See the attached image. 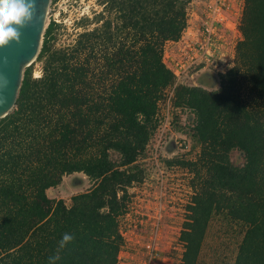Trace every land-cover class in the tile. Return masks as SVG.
I'll return each instance as SVG.
<instances>
[{"label":"trees","instance_id":"1","mask_svg":"<svg viewBox=\"0 0 264 264\" xmlns=\"http://www.w3.org/2000/svg\"><path fill=\"white\" fill-rule=\"evenodd\" d=\"M102 22L69 49L45 31L41 78L24 80L13 111L0 120V264H118L129 189L157 131L160 102L176 84L164 61L168 42L188 27V0H101ZM234 65L220 89L178 84L176 106L194 115V194L181 232L182 264H197L219 213L248 228L235 264H264V0H245ZM244 164L236 165L233 151ZM117 153L119 159L112 157ZM178 160V158H176ZM174 165V160L168 161ZM84 173L92 187L64 200L47 191ZM64 233L74 239L64 248Z\"/></svg>","mask_w":264,"mask_h":264},{"label":"rangeland","instance_id":"2","mask_svg":"<svg viewBox=\"0 0 264 264\" xmlns=\"http://www.w3.org/2000/svg\"><path fill=\"white\" fill-rule=\"evenodd\" d=\"M188 1L191 38L195 39L190 41L186 37L188 42L181 49L171 44L165 47V63L173 66L175 72V64L182 62L184 71L179 70L176 84L165 92L160 102L157 131L138 162L145 171V178L129 189L128 208L120 219L125 241L121 253L126 264H182L184 245L180 238L194 194V175L188 167L175 161L197 160L200 146L191 136L194 115L188 108L176 106L175 88L183 83L209 91L220 89V74L234 65L236 45L242 37L239 27L245 0ZM103 8L101 0H52L47 26L51 22L59 24L52 47L69 49L81 33L100 26L102 22L97 15ZM207 30L216 34L215 44L209 52H203L196 44L207 39ZM185 47L187 55L197 61L191 67L190 60L185 59L187 55H183L185 51H181ZM30 68L34 79L42 77L43 61L36 60ZM112 157L119 159L117 153H112ZM231 159L240 166L245 162L243 153L237 150L231 153ZM171 160H174L172 166L168 165ZM92 185L84 173H75L65 176L62 183L49 189L47 194L70 206L73 196L88 191ZM247 228L242 222L231 220L226 213L214 215L197 264H235Z\"/></svg>","mask_w":264,"mask_h":264},{"label":"water","instance_id":"3","mask_svg":"<svg viewBox=\"0 0 264 264\" xmlns=\"http://www.w3.org/2000/svg\"><path fill=\"white\" fill-rule=\"evenodd\" d=\"M51 4L52 0H37L35 15L21 29L19 42L0 48V120L15 108L25 70L40 54Z\"/></svg>","mask_w":264,"mask_h":264},{"label":"clouds","instance_id":"4","mask_svg":"<svg viewBox=\"0 0 264 264\" xmlns=\"http://www.w3.org/2000/svg\"><path fill=\"white\" fill-rule=\"evenodd\" d=\"M37 0H0V48L11 42H19L22 31L31 23ZM6 83V81H4ZM74 239L71 233H64L59 241V247L64 248ZM59 254L49 257V264H56Z\"/></svg>","mask_w":264,"mask_h":264},{"label":"built area","instance_id":"5","mask_svg":"<svg viewBox=\"0 0 264 264\" xmlns=\"http://www.w3.org/2000/svg\"><path fill=\"white\" fill-rule=\"evenodd\" d=\"M207 32H208V36L206 37L207 39H205V41H204L205 43L204 42H200V43L196 44L199 47V49H201L203 52L204 51H208L209 52L210 47L215 44L216 34L212 33L210 30H207ZM216 48L217 47H215L213 49L215 50ZM194 59H196V58H194V57L189 55V60H190V63H191V65L189 64V67H191V66H193V65H195L197 63V61L196 60L194 61ZM217 61L219 63V60H217ZM174 68H175V74H176V76H178V73L181 70H182V72L184 71L183 70L184 69V63L179 62V63L175 64ZM180 74H182V73H180ZM147 248L151 249V251H154L153 250L154 248L152 249L151 245H147ZM151 256H153V255L151 254ZM150 259H153V258L151 257Z\"/></svg>","mask_w":264,"mask_h":264},{"label":"crops","instance_id":"6","mask_svg":"<svg viewBox=\"0 0 264 264\" xmlns=\"http://www.w3.org/2000/svg\"><path fill=\"white\" fill-rule=\"evenodd\" d=\"M190 21L188 20V27H187V29L185 30V32H184V34H183V36H182V38L179 40V41H177V42H168L167 44H166V47L169 45V44H171V45H174V47H179L180 49H181V47L183 46V44L185 43V42H188V40H186V37H189V39H191L190 41H193V39H195V38H191V36L193 35V30H192V28L191 27H189L190 25ZM188 44V43H187ZM186 50H187V47H185V49L184 50H181V51H185L184 52V54L183 55H187V52H186ZM185 55V56H186ZM186 57H188V58H186ZM185 57V59H189V55H187ZM186 61H188L189 62V60H186ZM167 63V62H166ZM167 66L170 68V69H172L173 70V66H171L169 63H167ZM174 71V70H173ZM52 189V188H51ZM123 254L122 253H120V257H119V262H118V264H126L125 262H124V259H122V257H124V256H122ZM126 256V255H125ZM126 259V258H125Z\"/></svg>","mask_w":264,"mask_h":264}]
</instances>
